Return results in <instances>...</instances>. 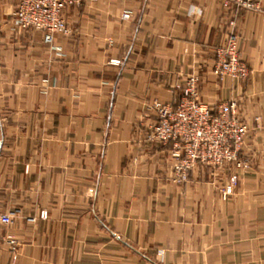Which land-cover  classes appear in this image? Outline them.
<instances>
[{
	"label": "crops",
	"instance_id": "1",
	"mask_svg": "<svg viewBox=\"0 0 264 264\" xmlns=\"http://www.w3.org/2000/svg\"><path fill=\"white\" fill-rule=\"evenodd\" d=\"M18 4L0 0V212L14 215L0 264H264V3L83 0L51 44L15 24ZM232 31L253 73L220 80ZM186 73L204 103L239 104L248 169L200 163L175 180L147 105L176 106Z\"/></svg>",
	"mask_w": 264,
	"mask_h": 264
},
{
	"label": "built area",
	"instance_id": "2",
	"mask_svg": "<svg viewBox=\"0 0 264 264\" xmlns=\"http://www.w3.org/2000/svg\"><path fill=\"white\" fill-rule=\"evenodd\" d=\"M83 0H19L15 12V24L22 29H39L45 34V42L51 44L55 34L68 33L69 27L64 11L82 3ZM264 0H223L224 8L239 12L242 9L261 11ZM130 13L124 17L129 18ZM264 19V14H263ZM215 73L220 80L230 77L247 79L253 73L240 51V39L231 32L216 50ZM201 78L196 73L182 75L179 87L182 96L176 106L159 100L147 105L155 113L151 139L163 144L173 143L172 156L176 160L174 171L177 182L189 179V172L202 163L220 168L234 165L236 169H248L251 160L244 155L250 126L239 110L235 100L218 103L212 107L200 99ZM239 182L234 173L222 187L224 199L229 198ZM47 217V213H43ZM14 220L13 213L0 212V226H8ZM11 249L16 252L17 240L5 235ZM16 258V254H15Z\"/></svg>",
	"mask_w": 264,
	"mask_h": 264
}]
</instances>
